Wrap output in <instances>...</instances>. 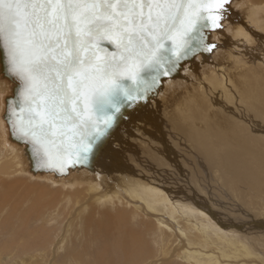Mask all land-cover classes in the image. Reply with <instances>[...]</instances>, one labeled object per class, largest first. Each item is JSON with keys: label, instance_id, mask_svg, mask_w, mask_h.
Segmentation results:
<instances>
[{"label": "snow or ice", "instance_id": "1", "mask_svg": "<svg viewBox=\"0 0 264 264\" xmlns=\"http://www.w3.org/2000/svg\"><path fill=\"white\" fill-rule=\"evenodd\" d=\"M230 0H0V49L19 81L10 134L37 167L88 158L125 102L146 99L220 28ZM111 45V51L105 47Z\"/></svg>", "mask_w": 264, "mask_h": 264}, {"label": "rangeland", "instance_id": "2", "mask_svg": "<svg viewBox=\"0 0 264 264\" xmlns=\"http://www.w3.org/2000/svg\"><path fill=\"white\" fill-rule=\"evenodd\" d=\"M252 6L258 9L255 8L254 14H249V19L245 22V42L231 44L233 58L226 71L234 79V85L226 86L232 98V102H227L226 107L234 109L239 118L224 115L218 110L221 107L212 103L205 108L211 111L216 107L221 115L215 118L214 123L209 124L211 126L207 125L203 132L206 137L209 136L207 129L212 132L210 149L206 147L203 135L197 140V137L191 140L185 134L187 126L196 125L190 120V108H194V105H190L188 117L183 115L186 122L183 131L186 138L183 139L186 142H182L185 146L190 144L191 147L188 146L193 150L186 157L185 168L188 170L190 164L196 168L197 178L204 187V190L200 191L199 188L197 192L208 199L214 210L218 209L226 215L222 220H237L239 225L240 222L251 223L250 218H255L259 225L260 220L262 221L261 227L250 225L249 228H255L253 234H257L252 235L256 239H251L248 244L263 256L264 261V0L252 2ZM238 7L239 3L234 8L235 12H239ZM223 66L224 64L222 70ZM231 70H234L233 73ZM179 91L181 102H187L183 97L184 91ZM1 95L2 93L0 101ZM205 113L206 111L203 114ZM198 118L200 119L199 116ZM233 122L238 123V128H235ZM253 123L256 128L252 129L249 125ZM1 127L0 168L5 171H0V264H119V261L128 264L123 262L124 259L118 258L116 223V208L125 209L126 206L117 204L115 197L89 198V193L82 191L85 188L83 183H66L50 176L31 177L29 173L19 171L20 165L15 166L18 161L16 152L8 151L3 145V125ZM190 160L196 163H191ZM108 174L106 169L103 178ZM195 175L193 171L190 177H196ZM103 178L98 181L96 179L98 184L103 182ZM2 181L6 182L3 187ZM182 186H186V183L183 182ZM98 188L104 189L101 186ZM76 190L77 193L74 192ZM114 195L115 193L112 194ZM129 206L134 208L130 204ZM129 206L126 207L128 215H124L127 227L131 225L137 229H145L146 222L142 221L145 220V215L133 218ZM152 229L155 231V227L151 226L143 233L145 250L140 253V257L143 254L150 255L143 256V262L137 256L136 261L141 259L139 264H189L179 253L166 254L164 257L158 254L154 242L156 240L151 236Z\"/></svg>", "mask_w": 264, "mask_h": 264}, {"label": "bare ground", "instance_id": "3", "mask_svg": "<svg viewBox=\"0 0 264 264\" xmlns=\"http://www.w3.org/2000/svg\"><path fill=\"white\" fill-rule=\"evenodd\" d=\"M246 1L233 0L230 2V5L227 6V12L224 13L221 28L212 33L211 40L215 43L213 51L207 57L197 56L191 64L184 66L180 70L178 78L166 82L155 101L150 103L141 114L138 112L134 116L133 125L127 131L123 129L118 131L112 138V143L104 151L102 159L96 166L95 174L73 173L61 179L71 184L73 182L83 183L85 188H81L82 191H87L89 198H93V200L115 197V202L119 205L128 207L130 204L134 206V208L129 206L133 218L140 214L142 217L145 215V220H142L146 222L145 229H139L140 227L137 229L131 225L127 227L128 222L124 221L125 213L128 215L126 207L125 209L116 208L118 258L124 259L123 262L139 264L140 258L150 255L143 254L140 257V253L145 250V240H142L143 233H146L147 229L153 226L155 231L151 230V236L153 235L156 240L154 241L156 252L163 257L166 254L179 253L189 264H261L262 262L264 264L263 256L261 257L257 250L248 244L251 239H256L253 236L257 233L253 234L252 232L255 228H248L245 232L241 226L247 225L242 222L239 225L237 220H222L221 218L226 217V215L218 209L217 211L214 210L208 199L197 192V189L200 188L201 191V189L204 190V187L197 178L196 168H193L191 164L188 166V170L185 168L186 157L190 155V150H193L190 148V144H188L189 147L182 142H186L183 139L186 133L188 139L191 138L192 140L193 137H197V140L198 137L205 134L203 132L206 126L214 123L217 116H221L216 107L210 109L211 111L205 109L211 103L220 106L221 109L218 108V110L222 111L224 115L239 118L234 109L226 107L227 102H232L229 89L226 86L234 85L232 74L226 71L229 70L232 63V45L244 41L246 37L244 34L245 22L249 19V14L251 16L253 11L258 9L252 6V2L257 3L262 0H249L251 3L248 1L244 5ZM238 3L239 12H235L234 8ZM179 90L184 91L183 97L188 103L181 102L182 96L180 97L181 91ZM9 92L10 87L7 81L0 77V93H2L0 114L3 109L2 97ZM192 96L193 98L195 96L196 99H193ZM183 103L184 107H182ZM190 105H194V108H190L191 113L188 112ZM204 111H206L205 114H203ZM188 113L191 115L190 120L196 125L187 126V130L183 134L186 128L183 115L187 116ZM198 116L200 119H197ZM0 120V125H3L5 149L16 152L18 161L15 160L17 161L15 166L20 165L19 171L28 173V164L22 147L7 141V129L1 116ZM233 123L235 128H238V123ZM249 126L252 129L255 127L254 123ZM206 132L209 133V136L207 134L208 137L203 135L206 139V147L211 149L212 132L210 133L208 129ZM0 144H2L1 140ZM206 152L208 153V151ZM204 155L207 157L206 154ZM190 162L196 163L192 160ZM106 169L109 174L103 178ZM0 171L4 173L5 170L0 168ZM193 171L196 177H190ZM43 176L52 178V175L49 174L31 175V177ZM102 178L104 179L103 182L98 184L97 181L102 180ZM183 182L186 183V186H182ZM5 183H1V187ZM100 186L104 189L100 190L98 188ZM74 192L77 193V190ZM114 193L115 195L112 196ZM248 193L250 194V192ZM70 200H73L72 197ZM71 203L73 204V202ZM262 211L264 212V210ZM130 217L131 215L128 218ZM253 219L255 220V218ZM253 219L250 218L251 223ZM254 223H256L255 227L262 226L261 220V226L257 221ZM241 234L242 236H240ZM150 247L148 248L150 249ZM137 256L140 258L136 261ZM257 258L262 261H258ZM119 264L122 262L119 261Z\"/></svg>", "mask_w": 264, "mask_h": 264}, {"label": "water", "instance_id": "4", "mask_svg": "<svg viewBox=\"0 0 264 264\" xmlns=\"http://www.w3.org/2000/svg\"><path fill=\"white\" fill-rule=\"evenodd\" d=\"M232 1L233 0H230V2ZM230 2L229 4L224 6L226 9L227 6L230 5ZM220 28L207 27L201 29V31L204 33L205 42L207 44L215 45L214 41L212 42L211 40V36L214 31ZM104 46L107 47L110 51L112 50L111 45L105 44ZM213 49L214 48L205 51L201 48L194 53H189L187 56L183 57L179 61L175 69L172 70L167 76L160 77L159 85L152 92L148 94L146 99H142L138 101L134 100L132 102H125L121 108V111L115 116L112 127L108 130L107 134L93 147L92 152L88 155V158L86 160L78 161L75 155L71 157L66 156L62 161L55 163L51 167H37L36 162L32 155V146L30 144L24 143L22 140H18L14 138L10 134L9 126L5 122L6 101L16 99V94L19 90L20 85H19V81L9 73L6 58L3 54L2 49H0V77L6 80L10 87L9 94L4 95V97H2L3 109L0 114L7 129L6 139L7 141L22 147L23 153L26 157L28 164V173L32 176L49 174L52 175L53 179H62L64 177L70 176L73 173L87 172L89 174H95L96 166L98 165L99 161L102 159L104 151L112 143V138L118 133V131L121 129L127 131L131 127V125H133L134 116L138 112H140L141 114L145 109H147L148 105L150 103L152 104L155 101L157 95L162 92L164 84L170 80H174L175 78H178L180 70L184 66L191 64L196 59L197 56L207 57L213 51ZM255 221L257 220L253 219L252 223H245V225L247 226H241L242 228H244L243 231L247 232L248 228L250 227V224L251 227L256 225V223H254Z\"/></svg>", "mask_w": 264, "mask_h": 264}]
</instances>
